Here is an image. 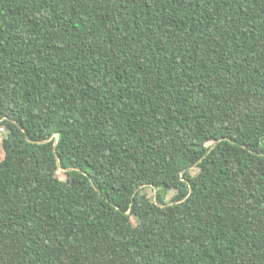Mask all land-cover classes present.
I'll return each instance as SVG.
<instances>
[{
    "label": "trees",
    "instance_id": "trees-1",
    "mask_svg": "<svg viewBox=\"0 0 264 264\" xmlns=\"http://www.w3.org/2000/svg\"><path fill=\"white\" fill-rule=\"evenodd\" d=\"M0 128V264H264V0H0Z\"/></svg>",
    "mask_w": 264,
    "mask_h": 264
},
{
    "label": "rangeland",
    "instance_id": "rangeland-1",
    "mask_svg": "<svg viewBox=\"0 0 264 264\" xmlns=\"http://www.w3.org/2000/svg\"><path fill=\"white\" fill-rule=\"evenodd\" d=\"M0 131H1V135H0V159L1 158H3V150H2V135L5 133L4 132V129L3 128H0ZM4 132V133H3ZM193 172L195 173V172H197V169H195V170H193ZM59 177L60 178H62V179H65L66 178V175L62 172V171H59ZM144 191H146L148 194H149V196H151V197H153V195H154V191H153V189H151V188H146ZM175 191L174 190H172V189H170L169 191H168V193H167V198L168 199H171L174 195H175ZM133 221L135 222V223H137V220L134 218L133 219Z\"/></svg>",
    "mask_w": 264,
    "mask_h": 264
}]
</instances>
